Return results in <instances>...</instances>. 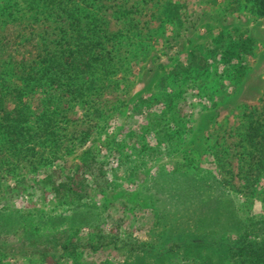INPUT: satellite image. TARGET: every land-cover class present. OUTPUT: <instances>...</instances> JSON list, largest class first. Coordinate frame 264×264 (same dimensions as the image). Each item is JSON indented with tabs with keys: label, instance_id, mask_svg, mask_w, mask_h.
Listing matches in <instances>:
<instances>
[{
	"label": "rangeland",
	"instance_id": "obj_1",
	"mask_svg": "<svg viewBox=\"0 0 264 264\" xmlns=\"http://www.w3.org/2000/svg\"><path fill=\"white\" fill-rule=\"evenodd\" d=\"M254 120L246 0H0V264H247L208 245L264 246ZM192 172L223 186L215 211L164 194ZM180 232L207 246L150 255Z\"/></svg>",
	"mask_w": 264,
	"mask_h": 264
},
{
	"label": "trees",
	"instance_id": "obj_2",
	"mask_svg": "<svg viewBox=\"0 0 264 264\" xmlns=\"http://www.w3.org/2000/svg\"><path fill=\"white\" fill-rule=\"evenodd\" d=\"M247 4L252 7L253 11L258 13L259 15H264V0H246ZM252 41L247 37L240 38V50H244L245 47L248 49V44H251ZM83 43L80 42L78 45H82ZM75 58V57H74ZM72 58V59H74ZM89 59H91L89 57ZM63 69V68H61ZM258 123L259 127H255L252 124ZM249 126L256 131V136L260 139L257 140L255 143L258 142V147L255 146L257 149H261L262 153H264V122L260 123L258 120H254L249 122ZM182 177L178 178L174 177V180L177 179L174 185L170 184L168 187L163 188V192L165 195L169 197H174L175 200L179 203L187 204L193 201H199L202 203V200L205 202L203 206L208 207L211 211H215L219 204L224 200V188L220 184L218 180H215L212 176L207 174L206 176L189 173V175H183ZM182 178L185 179L184 182H179ZM173 180V179H172ZM200 219L198 222H204L203 218L199 217ZM183 234V235H181ZM191 237L185 236L184 233H179L176 238L172 236L170 233L169 236L164 237L161 241L155 246L152 247L154 252H152L151 256H160L164 255L166 252L170 253L171 250L175 247H182L183 245L186 246V241L189 240L191 244L196 243L195 245L200 247L204 244L201 240L198 242H193ZM172 241L169 246L167 243ZM215 246H209L210 249H214L216 251L226 252L231 255H235L238 258H241L247 264H264V246L256 245L255 243L251 242L250 240L245 239L244 237L236 238V240H218L213 241ZM205 247L207 245H204Z\"/></svg>",
	"mask_w": 264,
	"mask_h": 264
}]
</instances>
